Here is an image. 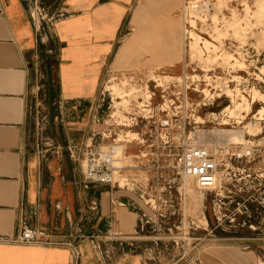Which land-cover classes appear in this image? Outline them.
I'll list each match as a JSON object with an SVG mask.
<instances>
[{
	"label": "rangeland",
	"instance_id": "374dc122",
	"mask_svg": "<svg viewBox=\"0 0 264 264\" xmlns=\"http://www.w3.org/2000/svg\"><path fill=\"white\" fill-rule=\"evenodd\" d=\"M201 1H209L213 12L204 17L191 14L187 20L184 0H142L128 20L133 37L123 43L115 60L112 58L113 67L110 65V72L101 80L92 112L81 117L90 120L87 133L71 141L63 127L66 113L59 99L49 97L50 90L56 89L57 63L46 58L44 63L39 62L40 91L32 104L30 136L39 150L53 152L56 148L64 158L69 157V147L110 146L115 153L116 181L122 187L134 182L159 183L163 187L171 179L176 180L169 195L172 202L165 204L167 193L160 191L155 211L143 204L154 222L135 238L154 264H208L214 260L213 247H234L246 254L254 246H264V238L250 237L248 227L235 228L237 223L231 224L228 219L218 226L216 196L201 195L195 180L174 172L161 178L156 171L147 170L157 167L153 159L157 149L150 148L151 142L147 141L152 123L174 113L192 121L188 132L194 127L196 135L221 129L226 133L224 138L215 139L216 145L202 146H258L264 138V0ZM56 3L38 1L34 6L38 23L51 26L49 20L55 15ZM186 23L193 27L187 28L192 41L184 39ZM141 37L137 55L127 63ZM201 42L212 49L208 54L201 52ZM141 57L143 64L139 63ZM97 70L98 66L94 68V86ZM49 84L54 87L49 89ZM254 93L260 96L255 101ZM244 101L251 103L250 111H237ZM73 162L80 170L78 187L83 200V191L90 185L85 188L82 157ZM234 168L236 175L226 174L222 182L227 188L222 194L224 208L230 210L252 196L264 197V189L254 187L264 185V150L255 160L235 164ZM226 213L229 216L226 211L223 215ZM263 257L258 256L255 264L264 263Z\"/></svg>",
	"mask_w": 264,
	"mask_h": 264
},
{
	"label": "crops",
	"instance_id": "0c3cea01",
	"mask_svg": "<svg viewBox=\"0 0 264 264\" xmlns=\"http://www.w3.org/2000/svg\"><path fill=\"white\" fill-rule=\"evenodd\" d=\"M35 1L0 0V264H72L64 244L80 229L79 264H154L135 238L139 211L148 212L139 193L90 185L81 200L75 162L30 140L40 60L57 63V93L52 89L49 97L59 99L66 113L69 141L84 136L90 120L81 117L92 112L112 58L133 37L128 20L142 0H52L58 2L52 14L60 17L50 27L37 22ZM82 213L88 216L84 224ZM111 232L117 236L112 242ZM30 237L34 243L22 241ZM212 250L208 264H255L264 256V246L246 254L234 247Z\"/></svg>",
	"mask_w": 264,
	"mask_h": 264
},
{
	"label": "built area",
	"instance_id": "2783aa9c",
	"mask_svg": "<svg viewBox=\"0 0 264 264\" xmlns=\"http://www.w3.org/2000/svg\"><path fill=\"white\" fill-rule=\"evenodd\" d=\"M35 5H38V0L35 1ZM211 12H213V10L209 1H204L202 3L201 0H184L183 2L184 19L188 20L191 14L195 16L198 14L204 17L207 14H211ZM58 17L54 15V17L49 20L51 22L50 24L52 25ZM45 19L46 17L42 18L43 21H45ZM194 21L196 22L197 19ZM189 23H186L184 29V39L187 41L192 35V33L189 34L187 28L188 26L191 29L193 28ZM186 36L188 38H186ZM201 40H203V38H201ZM189 41L192 40L189 39ZM199 44L201 45V52H203L204 55L212 50L207 48L204 42ZM205 91L206 90L203 92ZM149 119H153V116H150ZM191 125L192 121H186L182 116L179 117V113H174L172 116L167 115L164 119L152 123L148 135L150 140L147 139V141L151 142L150 148L158 150V153H156L157 150H155L153 154L155 155L153 159L157 167H147L148 172L153 173V171H156V174L160 175L161 178L168 172H174L181 177L195 180L201 195L206 196L207 194H215L216 199L214 208L218 226H221L223 219H228L231 224L237 223L234 226L235 228L248 227L250 230V237L264 238V197L257 198L252 196L243 202H237L236 207L230 210L224 208L226 203L223 201L222 196V194L227 191V188H225L222 183L225 175L228 174L231 176V173L236 175L234 168L235 164H244L255 160L261 150H264V138L259 142L258 146H236L230 143L213 147L202 146L196 141V132L198 130L193 127V129L188 132V127H191ZM68 153L69 157L73 160H79L82 157V174L85 188H88L89 185H104L110 186L111 188H115L116 186L119 188L122 187L116 181L117 168L115 166V153L112 147H101L100 144L86 145L80 148L69 147ZM144 155V157H148L146 154ZM156 180L160 181V179ZM175 184L176 180L173 178L163 187L159 183L147 182L146 184H135L134 182L132 184H126L123 188L131 190L133 187L132 190L139 193L143 203L155 211L154 206L156 208L157 204L160 202L157 200L160 196L158 192L165 191L167 193L166 197L168 199L164 200V202L168 204V202H172V197L169 198V195H172ZM254 187L258 188L259 191L264 189V185L261 183ZM92 208V211L97 210L98 203H93ZM225 211L229 212V216L227 215L228 213L223 215ZM84 217L85 221L88 220V216L83 214L81 218L83 224ZM160 217L165 216L160 215ZM238 217H241L239 222ZM138 222L139 225L136 236L149 230L154 220L147 213L140 210ZM236 234L239 235L238 233ZM71 237L72 239L67 241L64 245L72 251V264H79L80 253L78 244L85 237V234L80 229L79 232L71 234ZM109 237V241L112 242L115 241L117 236L115 233L111 232ZM22 241L25 243H34L35 238H23ZM262 264L264 263L262 262Z\"/></svg>",
	"mask_w": 264,
	"mask_h": 264
},
{
	"label": "bare ground",
	"instance_id": "6f19581e",
	"mask_svg": "<svg viewBox=\"0 0 264 264\" xmlns=\"http://www.w3.org/2000/svg\"><path fill=\"white\" fill-rule=\"evenodd\" d=\"M259 97L260 96L257 93H254L253 96H252V100L255 101ZM250 107H251V103H248L247 101H244V104L238 105L236 107V110L237 111L245 110V111L249 112L250 109H251ZM225 111H228V109H226ZM231 115L235 116L236 114H235V112H232ZM224 123H226V122H224ZM221 130L220 131L219 130H214V131L205 132V133H201V134H200V132H198V134L196 135L197 143L200 144V145H202V144L206 145L205 143H209L211 145H213V144L216 145L217 143L215 144V139L216 140H220V139L224 138V135H226V133H224V131H221ZM231 139L232 138H230V140Z\"/></svg>",
	"mask_w": 264,
	"mask_h": 264
}]
</instances>
